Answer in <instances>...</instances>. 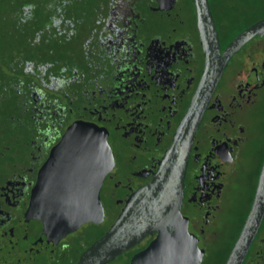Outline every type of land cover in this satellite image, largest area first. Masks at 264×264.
Segmentation results:
<instances>
[{
  "label": "flooded vegetation",
  "instance_id": "flooded-vegetation-1",
  "mask_svg": "<svg viewBox=\"0 0 264 264\" xmlns=\"http://www.w3.org/2000/svg\"><path fill=\"white\" fill-rule=\"evenodd\" d=\"M247 1L208 0L221 52L264 17L241 21L254 7ZM43 14L31 54L0 68V264H74L151 181L203 83L194 0H50ZM203 92L180 207L204 250L201 263V244L229 212L242 158L263 134L255 128L264 103V32L230 57L215 90ZM263 158L264 150L251 202ZM36 185L43 212L67 187L62 219L27 224ZM167 233L163 250L146 252L154 232L105 264H161V256L174 264L183 243L174 228Z\"/></svg>",
  "mask_w": 264,
  "mask_h": 264
},
{
  "label": "water",
  "instance_id": "water-1",
  "mask_svg": "<svg viewBox=\"0 0 264 264\" xmlns=\"http://www.w3.org/2000/svg\"><path fill=\"white\" fill-rule=\"evenodd\" d=\"M194 3L206 53L201 88L180 121L173 141L151 181L140 189L134 200L123 208L109 229L88 246L74 264H105L117 254L137 243L145 235L154 232L158 233L157 237L146 252L152 254L156 246H161V250H163L164 243L169 239L168 228H174L173 237H177L183 243L181 254L171 258V263L200 264L202 261L204 250L198 246L197 238L189 233L180 207L189 148L207 99L203 91L211 90L213 87L215 90L230 57L251 37L264 32V17L237 33L221 52L208 0H194ZM60 186L61 182L58 180L52 185V189L56 190ZM68 195V189L64 186L61 195L52 194L49 204L44 205L45 212H43L39 200L40 189L37 186L27 211V224L30 225L31 221L36 220L39 221L38 225L46 226L47 219L48 222L62 219L70 210L65 198ZM47 211L49 214L46 216ZM38 213H42V215L38 216ZM263 219L264 158L251 205L223 264H243ZM51 223L48 225L50 231L51 228L56 227L54 222ZM59 224L62 225V229L67 228V226H63L62 222ZM21 227L22 224H19L17 232H13V234L18 233ZM60 229L61 227H59ZM158 259L161 264L168 262V259H164L162 256Z\"/></svg>",
  "mask_w": 264,
  "mask_h": 264
},
{
  "label": "rangeland",
  "instance_id": "rangeland-1",
  "mask_svg": "<svg viewBox=\"0 0 264 264\" xmlns=\"http://www.w3.org/2000/svg\"><path fill=\"white\" fill-rule=\"evenodd\" d=\"M241 1V0H240ZM218 0H214V6H217ZM248 6L252 9L241 21L253 19L264 13V0H248ZM29 11L25 12L28 15ZM30 15H36L34 10ZM260 124L255 129L259 133L263 132L260 140L253 141L248 146L247 152L244 154L241 166L238 168V174L232 183V193L234 197L229 200L227 211L224 212L221 219V224L214 233V237L209 239L207 243H202V247L206 252L201 264H223L227 252L239 232L242 221L245 217L250 197L254 188L253 180H255L258 172L260 159L264 150V103L259 108ZM261 129V130H260ZM257 133V132H256ZM259 135L256 137L258 138ZM261 142V147L259 143Z\"/></svg>",
  "mask_w": 264,
  "mask_h": 264
},
{
  "label": "trees",
  "instance_id": "trees-1",
  "mask_svg": "<svg viewBox=\"0 0 264 264\" xmlns=\"http://www.w3.org/2000/svg\"><path fill=\"white\" fill-rule=\"evenodd\" d=\"M49 1L50 0H0V68L9 62L13 63L14 60L19 61L23 57L31 54L33 46L36 43L34 40L36 37V30L43 24V21L47 17H43L42 15H44L45 5ZM27 5L32 7L29 11L32 12L34 10L36 15H25V6ZM251 198L252 195L249 202H251ZM249 205L245 216L248 212ZM243 264H264V219Z\"/></svg>",
  "mask_w": 264,
  "mask_h": 264
}]
</instances>
